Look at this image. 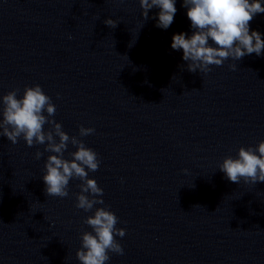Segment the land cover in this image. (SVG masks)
<instances>
[{
  "label": "clouds",
  "instance_id": "obj_1",
  "mask_svg": "<svg viewBox=\"0 0 264 264\" xmlns=\"http://www.w3.org/2000/svg\"><path fill=\"white\" fill-rule=\"evenodd\" d=\"M139 4L143 22L149 18V10L155 7L159 9L156 27L166 30L173 23L177 12L175 0H139ZM182 6L187 8L193 32L190 36L183 32L174 34L171 48L183 51L182 59L187 62L189 72L199 70L207 74L211 71L210 66H222L228 58L239 61L253 53L260 56L264 50L261 33L250 31L249 27L256 14L264 13L261 0H183ZM104 23L111 28L118 24L111 18L105 19ZM230 68L235 70L236 65L232 64ZM18 91L13 89L0 97V135L13 145L22 138L28 147L45 145L44 151L53 153L48 155L42 175L47 196L67 197L70 180L78 179L81 183L75 207L88 212L96 205H104L103 189L95 179L88 177L89 172L100 167L98 153L77 136H69L60 123L51 119L56 113V105L39 84L26 86L19 98ZM46 124L50 126L47 130ZM94 132V128L79 127V137ZM69 144L76 150L69 152L71 159H66L64 153ZM42 156L43 152L37 150L35 158ZM218 169L232 183L240 184L241 180L254 185L264 182V141L256 146L240 147L237 158L225 157ZM83 222L92 231L81 234V247L76 251L79 264H106L110 259L109 252L124 254L116 236L123 237L125 229L116 227L119 218L107 206L96 207L94 214Z\"/></svg>",
  "mask_w": 264,
  "mask_h": 264
}]
</instances>
